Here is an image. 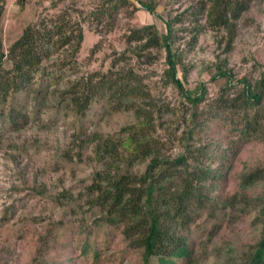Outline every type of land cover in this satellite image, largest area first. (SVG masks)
<instances>
[{
	"label": "rangeland",
	"instance_id": "374dc122",
	"mask_svg": "<svg viewBox=\"0 0 264 264\" xmlns=\"http://www.w3.org/2000/svg\"><path fill=\"white\" fill-rule=\"evenodd\" d=\"M142 1L154 4L155 13L136 0L123 4L112 18L94 15L104 7L102 0H0V42L6 57L28 26L64 25L65 36L72 38L67 45L51 48L28 94H10L5 103L0 101V264H142L143 251L125 236V225L102 224L103 212L89 203L88 192L97 172L105 170L94 152L96 142L123 140L122 129L136 119L129 112L108 109L103 102L91 105L83 116L75 115L61 93L82 76L107 72L123 54L158 104L170 110L155 121V135L161 140L162 154L175 157L186 137L183 117L191 111L184 114L185 101L166 84L164 51L151 49L154 59L146 64L132 53L137 45L127 42L132 31L146 26L166 33V21L172 24L180 80L189 89L204 83L207 90L198 116L211 119L202 131H195L190 143L207 153L203 166L217 169L220 175L204 184L207 207L197 211L182 233L191 255L177 264H242L260 240L264 179L243 189L241 177L264 169V98L257 107L243 105L242 99L233 106L242 85L227 89L225 79L211 78L220 68L251 84L260 79L264 0H253L241 15L230 51L224 29L209 26L205 17L192 22L190 8L207 0ZM3 63L4 69H11L7 59ZM58 76L57 83L44 89L49 79ZM12 112L14 122L9 117ZM247 122L258 129L252 133ZM94 135L99 140L92 143ZM117 153L124 154L121 146ZM108 162L112 173L118 165L121 173L140 175L148 160L133 165ZM237 193L253 200L246 214L221 209L222 202Z\"/></svg>",
	"mask_w": 264,
	"mask_h": 264
},
{
	"label": "trees",
	"instance_id": "16d2710c",
	"mask_svg": "<svg viewBox=\"0 0 264 264\" xmlns=\"http://www.w3.org/2000/svg\"><path fill=\"white\" fill-rule=\"evenodd\" d=\"M104 7L94 13L97 18L113 17V12L129 0H102ZM141 8L149 13H155L151 2L136 0ZM253 0H207L200 1L196 8H190L192 22L197 23L205 17L209 26L224 29L228 34L226 51L231 50V43L236 34V23L246 12ZM2 7L0 6V15ZM64 25H54L52 28L28 26L16 40L6 57L0 42V101L5 103L10 94L29 93L33 85V77L39 72L40 65L50 54L51 48L59 43L67 45L72 41L65 36ZM81 41V33L76 37ZM129 44H136L132 51L137 59H144L150 64L154 59L151 49L163 50L165 53L164 77L166 84L177 90L185 101L186 137L180 152L175 157L162 154L161 140L156 137L155 121L162 113L169 112L167 106L158 101L148 91L143 77L127 64L129 58L123 54L115 58L105 73H90L80 77L61 93L66 108L75 115L83 116L94 103L103 102L114 112H129L136 119L134 125L122 129L124 139L117 141L111 138L99 140L94 135L91 142H96L94 152L105 170L97 172L93 183L88 187L91 205L100 207L103 215L99 218L102 224L112 226L125 225L124 234L132 240V246L142 249V264H177V260L188 259L191 249L187 237L183 235L187 227L194 222L197 211L205 209L208 196L205 183L219 179L218 170H210L203 166L202 157L207 155L202 147L192 143L197 129L202 131L209 118L198 116L199 107L206 101L207 90L204 83L195 89H189L179 78L178 57L174 49V34L172 24L166 21V33H158L152 26H146L132 31L127 37ZM7 59L12 67L4 69ZM124 63L123 65H121ZM49 79L57 83L60 79ZM226 80V88L242 85L238 91L243 105L257 107L264 98V72L253 84L244 78H235L228 69H220L213 75L211 81ZM36 91V90H34ZM217 108V106H216ZM218 110V108H217ZM14 120L13 112L9 115ZM199 117V118H198ZM213 116L212 118H215ZM188 119V120H187ZM247 128L253 133L258 128ZM123 148L124 154L118 156L117 147ZM226 156V151H224ZM223 155L222 158L225 157ZM108 160L116 163L126 161L128 165L148 160L145 171L140 175L121 173L115 167L112 173ZM264 179V169L241 177V188ZM253 200L242 194H234L222 202L221 209L228 207L235 213L246 214ZM88 203V202H87ZM255 207V206H254ZM262 235L258 243L249 252L242 264H264V207L259 210ZM87 252V245L83 253ZM154 262V263H153Z\"/></svg>",
	"mask_w": 264,
	"mask_h": 264
}]
</instances>
